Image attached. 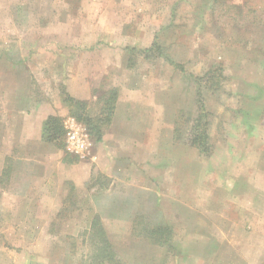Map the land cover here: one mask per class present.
Returning a JSON list of instances; mask_svg holds the SVG:
<instances>
[{"label": "crops", "instance_id": "0c3cea01", "mask_svg": "<svg viewBox=\"0 0 264 264\" xmlns=\"http://www.w3.org/2000/svg\"><path fill=\"white\" fill-rule=\"evenodd\" d=\"M45 37L43 46H14L4 44L0 31V232H27L30 238L24 239L33 241L36 231L78 235L103 211L114 224L123 223L118 227L122 230L130 229L135 215H162L154 225L181 230L183 239L202 243L200 255H209L212 231L218 227L225 231L222 243L231 252L225 249L221 264H262L264 244L257 241L264 238V142L251 141L247 155L241 153L247 136L258 138L264 126L235 125L236 140L219 145V155L213 143L205 157L187 139L195 118L190 98L180 106V91L162 80L95 83L82 64L69 61L66 41L56 40L67 37L65 32L49 34L48 41ZM101 87L117 93L109 121L93 139L71 110L76 109L74 101L81 102L88 111L95 110L90 113L94 116L102 104L97 94ZM50 117L60 120L62 137L49 138ZM68 117L90 137L86 158L65 149ZM83 188L85 195L74 202V192ZM229 233L240 239L243 254L228 243ZM251 233L253 244L247 242ZM205 255L200 258L208 259ZM39 259L44 262L46 256Z\"/></svg>", "mask_w": 264, "mask_h": 264}, {"label": "rangeland", "instance_id": "374dc122", "mask_svg": "<svg viewBox=\"0 0 264 264\" xmlns=\"http://www.w3.org/2000/svg\"><path fill=\"white\" fill-rule=\"evenodd\" d=\"M0 31L6 37L4 44L34 43L35 47L43 46L42 36L48 41L49 34L65 32L67 37L56 40L66 41L69 61L82 64L88 79L103 86L122 79L130 80V85L140 78L152 83L162 80L167 88L180 91V106H186L190 98L195 117L199 90L209 141L212 149L217 142V155L219 145L236 140L235 125L242 129L252 122L264 126V0H0ZM11 32L18 36L11 38ZM76 47L83 52L76 53ZM147 48L150 51L144 52ZM159 51L164 56H158ZM112 88L101 87L97 94ZM246 140L243 155L251 141L263 143L264 134ZM84 195V188L77 190L73 201L78 203ZM97 215L125 264H221L225 249L231 255L222 243L225 231L218 227L212 231L209 255L204 254L208 259H202V243L183 239L184 232L170 226L167 244L154 242L151 230L160 226L154 224L162 215H135L127 230L118 229L123 223L114 224L107 212ZM89 227L66 236L54 230L36 231L33 241L24 239L30 238L27 232H0V264H85L92 250ZM231 235L228 243L243 254L240 239ZM253 240L251 233L247 242L253 244ZM21 242L24 246L13 245ZM257 244H264L262 236ZM43 255L46 260L40 262Z\"/></svg>", "mask_w": 264, "mask_h": 264}, {"label": "trees", "instance_id": "16d2710c", "mask_svg": "<svg viewBox=\"0 0 264 264\" xmlns=\"http://www.w3.org/2000/svg\"><path fill=\"white\" fill-rule=\"evenodd\" d=\"M153 48L155 50H160V47L157 44H154ZM147 51H150L149 48L144 50V52ZM160 55H163L161 51L158 52V56ZM207 74L203 76H206ZM198 84L200 83L198 82ZM197 91L198 112L190 124L187 139L190 144L194 145L198 149L199 153L210 155L212 152V144L209 141L208 122L206 119L207 112L204 108L200 91ZM116 93V90L113 89L110 91H105L98 97L100 98L102 104L100 105L101 108L98 109L94 116H92L88 109H86L85 104L74 101L73 105L76 109L71 110V113L77 118L78 121L84 123L93 139L99 138L100 135L98 128L109 121ZM46 125L49 127V138L55 139L64 135V131L59 119L50 117L47 120ZM168 232H170L169 227H154L151 230V233L154 236V242L160 245L167 244L166 240ZM88 233L90 235L92 250L89 256L90 259L85 261V264H125L113 248L107 231L99 218V215L96 214L92 218Z\"/></svg>", "mask_w": 264, "mask_h": 264}, {"label": "built area", "instance_id": "2783aa9c", "mask_svg": "<svg viewBox=\"0 0 264 264\" xmlns=\"http://www.w3.org/2000/svg\"><path fill=\"white\" fill-rule=\"evenodd\" d=\"M65 149L68 153L86 158L90 153L91 142L88 133L73 117L65 120Z\"/></svg>", "mask_w": 264, "mask_h": 264}]
</instances>
